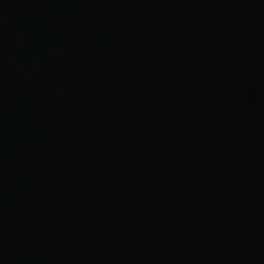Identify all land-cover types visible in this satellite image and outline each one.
<instances>
[{
  "label": "water",
  "instance_id": "1",
  "mask_svg": "<svg viewBox=\"0 0 264 264\" xmlns=\"http://www.w3.org/2000/svg\"><path fill=\"white\" fill-rule=\"evenodd\" d=\"M0 264H264V0H0Z\"/></svg>",
  "mask_w": 264,
  "mask_h": 264
}]
</instances>
